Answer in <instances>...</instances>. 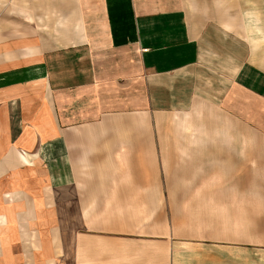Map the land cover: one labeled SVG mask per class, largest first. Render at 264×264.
Instances as JSON below:
<instances>
[{
    "label": "crops",
    "instance_id": "obj_1",
    "mask_svg": "<svg viewBox=\"0 0 264 264\" xmlns=\"http://www.w3.org/2000/svg\"><path fill=\"white\" fill-rule=\"evenodd\" d=\"M71 1L52 21L27 4L23 36L0 22V264H140L145 243L123 236L137 224L114 217L146 198L149 169L221 167L211 122L218 151L240 152L242 125L264 136L250 2Z\"/></svg>",
    "mask_w": 264,
    "mask_h": 264
},
{
    "label": "rangeland",
    "instance_id": "obj_2",
    "mask_svg": "<svg viewBox=\"0 0 264 264\" xmlns=\"http://www.w3.org/2000/svg\"><path fill=\"white\" fill-rule=\"evenodd\" d=\"M43 2L44 11L48 3L51 21L73 15L71 0H0L2 35L23 36L26 25L20 13L27 4L37 9ZM249 2L251 8H245L243 16L255 22L238 25L243 59L248 56L264 69V0H243V5ZM56 25L35 26L50 30ZM240 128V152L218 151L217 126L211 122V160L218 163L220 157L224 166L203 168L201 161L195 160L192 168L162 169L161 183L153 182L158 171L154 174L149 169L146 198L129 200L130 215L114 217L123 226L129 223L131 229L137 224L138 230L123 236L131 245L145 243L140 264H264V136L254 135L244 125ZM200 141L195 139V143Z\"/></svg>",
    "mask_w": 264,
    "mask_h": 264
}]
</instances>
